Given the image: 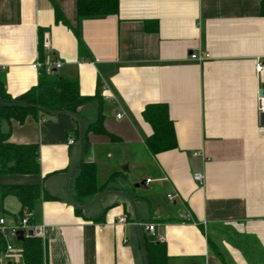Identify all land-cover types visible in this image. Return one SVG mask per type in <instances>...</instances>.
Here are the masks:
<instances>
[{
	"label": "crops",
	"instance_id": "0c3cea01",
	"mask_svg": "<svg viewBox=\"0 0 264 264\" xmlns=\"http://www.w3.org/2000/svg\"><path fill=\"white\" fill-rule=\"evenodd\" d=\"M261 1L119 0L117 15L79 19L77 0H0L8 95L36 87L32 64L50 60L94 98L76 115L1 124L9 143L39 147L41 175H0V187L40 185L55 198L38 200L34 212L47 230L45 264H146L143 237L162 238L168 264H264ZM41 33L50 45L43 53ZM198 53L210 59L193 60ZM156 104L169 110L178 146L152 154L144 113ZM101 112L118 141L87 132ZM83 159L97 166L105 190L78 205L73 183ZM20 209L0 188V219L14 225ZM17 241L5 240L14 250L0 247V264H24Z\"/></svg>",
	"mask_w": 264,
	"mask_h": 264
},
{
	"label": "trees",
	"instance_id": "16d2710c",
	"mask_svg": "<svg viewBox=\"0 0 264 264\" xmlns=\"http://www.w3.org/2000/svg\"><path fill=\"white\" fill-rule=\"evenodd\" d=\"M261 14L264 16V0L261 1ZM78 18L108 17L119 13V0H77ZM57 19L62 20L61 11L55 4ZM78 35V33H77ZM40 53L44 51L42 33L40 35ZM80 49H84L82 40L79 39ZM5 78L0 71V175H32L39 176L40 157L37 145H17L9 143L11 130H4L1 126L6 122L9 126L15 120L23 124L27 117L76 115L77 111L84 105L94 100L92 97L81 96L80 84L74 78H62L56 73L48 74L45 70L40 71L39 81L25 94L12 98L4 86ZM145 119L152 125L154 134L148 138L147 147L152 154L170 151L177 148L174 125L169 120V110L164 105L147 107ZM104 124L103 112L98 120L89 126L87 132L96 135H105L111 141L118 139L108 133ZM86 147V146H85ZM79 175L73 185L74 199L78 205H86L95 200L104 190V185L98 183V170L94 163L86 162L84 159L79 166ZM1 188V199L15 197L21 204V209L15 219L17 222L25 217L28 212L33 213L30 223H35V207L38 200H54L43 186H7ZM77 205V206H78ZM79 206L77 213L80 212ZM144 247L149 264H168L165 244L147 241L145 237ZM5 240L0 233V247L6 246ZM23 247L24 264H45V246L40 238L29 237L24 241H17Z\"/></svg>",
	"mask_w": 264,
	"mask_h": 264
},
{
	"label": "built area",
	"instance_id": "2783aa9c",
	"mask_svg": "<svg viewBox=\"0 0 264 264\" xmlns=\"http://www.w3.org/2000/svg\"><path fill=\"white\" fill-rule=\"evenodd\" d=\"M50 49V45L48 42L44 43V50L47 51ZM191 58L197 62H205L207 60L210 59L209 55H205V54H192ZM62 66L61 62H51L50 60H46V61H39V62H35L32 64V69L36 70V71H41V70H45L48 74H54L55 70L59 69ZM263 69V64L258 63L257 65V72H260ZM258 111L260 114H264V95H261L260 99H259V104H258ZM122 115H118V117L120 118ZM69 145L70 144H74V140L72 138H70V140H68ZM194 180L197 182L202 183L203 181V175L200 174H196L194 176ZM150 179H148L146 182L150 183ZM169 199H173V197H171L170 195L168 196ZM33 213L32 212H28L25 214V217L20 220L19 222H17L14 225H9L6 221L5 218H1L0 219V233L2 234L3 238L7 241V240H12L15 242V240L18 239L19 236V232L23 231L24 232V236L25 238H29V231H33V236L32 237H37L40 238L41 240H44L47 236V230H46V226H40V225H36L31 224L30 223V218L33 217L32 216ZM119 223L125 225L127 223V220L125 217L121 218L119 220ZM139 227H141L144 231H148L150 233H152L153 236H155V225L154 224H138ZM156 241L161 242L162 238L160 239H156ZM7 251H13L14 250V246L11 244H7Z\"/></svg>",
	"mask_w": 264,
	"mask_h": 264
},
{
	"label": "water",
	"instance_id": "95a60500",
	"mask_svg": "<svg viewBox=\"0 0 264 264\" xmlns=\"http://www.w3.org/2000/svg\"><path fill=\"white\" fill-rule=\"evenodd\" d=\"M56 71V70H55ZM261 95H263V93L261 92ZM261 122H262V124L264 125V114H262V117H261ZM81 127V130H82V126H80ZM81 162V161H80ZM77 167L78 166H76V168L75 169H77ZM29 237H32L33 236V231L31 230V231H29ZM18 240L19 241H24L25 240V236H24V232L23 231H20L19 232V236H18ZM144 255H145V251H144ZM146 264H148V260H147V257H146Z\"/></svg>",
	"mask_w": 264,
	"mask_h": 264
}]
</instances>
